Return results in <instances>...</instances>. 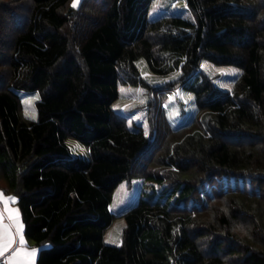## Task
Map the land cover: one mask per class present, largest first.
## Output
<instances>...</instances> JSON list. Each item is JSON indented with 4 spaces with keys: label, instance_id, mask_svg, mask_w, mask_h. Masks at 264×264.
<instances>
[{
    "label": "trees",
    "instance_id": "trees-1",
    "mask_svg": "<svg viewBox=\"0 0 264 264\" xmlns=\"http://www.w3.org/2000/svg\"><path fill=\"white\" fill-rule=\"evenodd\" d=\"M70 1L0 0V189L37 264H132L128 228L120 244L104 236L133 177L140 264H264V0H186L194 20H148L151 0ZM140 58L180 74L152 86ZM204 60L241 68L231 90ZM120 83L149 88L148 135L111 109ZM178 88L196 112L174 128L163 104ZM17 90L40 93L37 120Z\"/></svg>",
    "mask_w": 264,
    "mask_h": 264
},
{
    "label": "rangeland",
    "instance_id": "rangeland-1",
    "mask_svg": "<svg viewBox=\"0 0 264 264\" xmlns=\"http://www.w3.org/2000/svg\"><path fill=\"white\" fill-rule=\"evenodd\" d=\"M82 2L83 0H79L74 8L80 7ZM70 7H73V0L70 1ZM162 16H181L189 20L195 19L194 13L188 7L186 0H151L147 14L148 20H154ZM137 65L146 82L152 86L164 85L175 80L180 74L178 70L166 75L155 74L150 71L144 58L138 59ZM202 69L214 79L219 87L228 90L232 89L235 79L242 71L238 66L217 65L209 60L203 61ZM117 91L118 97L113 101L111 109L125 115L128 126L137 127L140 125L145 134L148 135L149 123L146 106L151 98L149 88L146 85L120 83ZM17 93L20 97L23 117L29 120H37L36 103L40 99V93L30 90H17ZM163 106H165L169 123L174 128L189 123L196 112L194 94L184 88H178L171 93ZM68 145L74 155L88 156V150L79 142L70 139ZM143 183L144 180L141 177H133L120 183L114 190L110 211L115 215V218L104 236L105 243L117 245L122 242L125 228H128L129 253L132 264H140L144 261L139 245V233L142 228L139 210L129 211L137 204Z\"/></svg>",
    "mask_w": 264,
    "mask_h": 264
},
{
    "label": "crops",
    "instance_id": "crops-1",
    "mask_svg": "<svg viewBox=\"0 0 264 264\" xmlns=\"http://www.w3.org/2000/svg\"><path fill=\"white\" fill-rule=\"evenodd\" d=\"M25 229L16 198L0 189V247L7 243L9 236L13 238L12 244L0 253V259L7 264H37L40 248L27 237ZM33 250H36L34 254Z\"/></svg>",
    "mask_w": 264,
    "mask_h": 264
},
{
    "label": "snow or ice",
    "instance_id": "snow-or-ice-1",
    "mask_svg": "<svg viewBox=\"0 0 264 264\" xmlns=\"http://www.w3.org/2000/svg\"><path fill=\"white\" fill-rule=\"evenodd\" d=\"M78 2H79V0H73V7H76L77 4H78ZM9 199H14V198H9ZM12 242H13V238H12L11 236H9V238H8V240H7V243L4 244L3 247H0V253L3 252L4 248L10 246V245L12 244ZM21 242H23V241H21ZM35 251H36V250H33V253H32V254H34Z\"/></svg>",
    "mask_w": 264,
    "mask_h": 264
},
{
    "label": "built area",
    "instance_id": "built-area-1",
    "mask_svg": "<svg viewBox=\"0 0 264 264\" xmlns=\"http://www.w3.org/2000/svg\"><path fill=\"white\" fill-rule=\"evenodd\" d=\"M0 264H7L4 259L0 260Z\"/></svg>",
    "mask_w": 264,
    "mask_h": 264
}]
</instances>
